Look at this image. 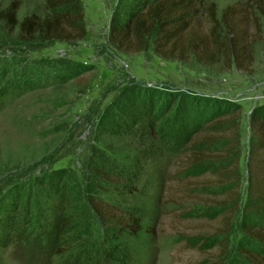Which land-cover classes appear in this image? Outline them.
I'll use <instances>...</instances> for the list:
<instances>
[{
	"label": "rangeland",
	"instance_id": "obj_1",
	"mask_svg": "<svg viewBox=\"0 0 264 264\" xmlns=\"http://www.w3.org/2000/svg\"><path fill=\"white\" fill-rule=\"evenodd\" d=\"M12 1L19 4V20L52 12L45 0H0V7ZM141 1L79 0L86 35L75 41L22 42L17 29L0 22V214L17 205L22 220L0 249V264H37L34 244L42 237L44 215L63 193L57 189L69 187L65 207H73V179L82 189L87 185L88 159L97 146L111 150L119 166L141 158L131 193L106 185L100 196L123 210L140 207L146 214L142 228L110 240L95 216L94 240L91 246L85 242L88 256L80 255L83 243L75 241L51 255L49 264H118L107 256L118 246L128 249L123 264H216L223 256V264H264V243L241 227L264 226V203L251 190L249 170L251 116L264 118V15L250 45L252 65L243 71L220 61L203 64L193 55L163 59L151 43L141 52L115 49L108 42L113 13L125 14ZM210 1L218 17L229 5L240 7L241 17L253 0ZM242 24L254 31L247 21ZM197 28L206 31L205 18ZM63 63L70 69L56 70ZM132 92L138 109L151 102L154 127L141 123L143 111L128 135L97 137L100 113ZM195 149L208 157L195 162ZM223 170L228 174L220 176ZM231 196L236 209L223 235L231 204L219 201Z\"/></svg>",
	"mask_w": 264,
	"mask_h": 264
},
{
	"label": "trees",
	"instance_id": "obj_2",
	"mask_svg": "<svg viewBox=\"0 0 264 264\" xmlns=\"http://www.w3.org/2000/svg\"><path fill=\"white\" fill-rule=\"evenodd\" d=\"M45 4L52 11L50 14L40 16L32 13L19 20L16 16L19 4L12 1L7 6L0 7V22L9 31L17 29L18 40L22 42H67L85 37L84 12L79 0H45ZM240 9L234 5L226 6L218 17L216 5L210 0H142L137 8L125 14L118 9L113 13L109 24L108 42L119 51L130 52L145 51L151 43L152 51L163 59L185 60L189 55H193L203 64L220 61L227 68L234 65L238 69L249 71L253 62L250 45L252 39H257L261 32L259 15H264V0H253L246 4L243 8L245 15L241 17L237 16ZM202 18L207 22V29L203 32L197 28ZM244 20L252 25V33L243 26ZM59 65L55 67L59 72L70 69L65 63L63 67ZM132 94L133 92L119 97L100 113L96 119L97 137L128 135L135 119L144 114L147 117L141 123L154 127L152 119L148 117L155 118L151 102L144 105L142 114V108L138 109L139 103L136 102L138 98L132 97ZM128 120L131 121L127 122ZM250 126L254 136L250 146L249 170L253 177L250 187L260 203H264V118L261 114H252ZM112 155L113 152L106 147L92 148L86 168L87 185L85 184L84 190L80 182L73 179L76 190L73 195V207L70 209L65 207L69 187L57 189L63 193L53 205V211L48 216L44 215L42 237L34 244L37 246V264H49L51 255L64 252L76 243L75 241L80 240L83 244L79 245V253L82 257L88 256L90 250L85 249V242L91 246V240H94L92 230L95 216L106 228V236L110 240L116 239L125 231L135 235L141 230V221L146 214L140 207L130 206L123 210L109 204L100 196L106 185L131 193V187L142 168L141 158L137 155L122 166L118 165ZM192 156L195 162L208 157L205 150L201 149H195ZM144 158L145 155L142 156V159ZM226 174L228 171L223 170L220 176ZM127 187H130L129 190ZM233 200L234 197L231 196L219 201L224 205L231 204L223 215V235L230 232L232 214L236 209V205L232 204ZM18 209L17 205L8 207L0 214V249L5 247L8 240L22 226ZM241 227L247 237L264 243V226L243 223ZM245 252L248 253L247 250ZM128 255L127 246L114 247L107 252L108 258L118 264L125 263ZM246 255L253 258L250 253ZM225 259L223 256L216 264H223ZM256 260L260 261L261 258Z\"/></svg>",
	"mask_w": 264,
	"mask_h": 264
}]
</instances>
